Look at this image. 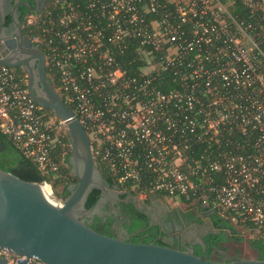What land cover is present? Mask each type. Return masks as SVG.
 I'll return each instance as SVG.
<instances>
[{
	"label": "built area",
	"instance_id": "2783aa9c",
	"mask_svg": "<svg viewBox=\"0 0 264 264\" xmlns=\"http://www.w3.org/2000/svg\"><path fill=\"white\" fill-rule=\"evenodd\" d=\"M25 26L119 182L219 208L264 238V0H52ZM45 110L26 73L0 66V130L57 172L71 143Z\"/></svg>",
	"mask_w": 264,
	"mask_h": 264
},
{
	"label": "water",
	"instance_id": "95a60500",
	"mask_svg": "<svg viewBox=\"0 0 264 264\" xmlns=\"http://www.w3.org/2000/svg\"><path fill=\"white\" fill-rule=\"evenodd\" d=\"M41 3L40 11L46 7L45 0ZM17 10L11 0H0V66L22 68L31 98L66 122L71 143L68 161L77 182L69 185V196L56 204L45 193V185L0 169V249L46 264H264L258 259L204 260L191 248L129 243L90 227L95 217H103L102 209L108 201H123L122 195H133L119 186L112 187L104 178L86 129L51 85L45 56L40 46L24 34ZM8 16L14 29L6 25ZM94 190L100 192V198L93 209H88ZM0 264L5 262L0 259Z\"/></svg>",
	"mask_w": 264,
	"mask_h": 264
},
{
	"label": "trees",
	"instance_id": "16d2710c",
	"mask_svg": "<svg viewBox=\"0 0 264 264\" xmlns=\"http://www.w3.org/2000/svg\"><path fill=\"white\" fill-rule=\"evenodd\" d=\"M239 14H245V10L243 8L238 9ZM30 26L24 27V34L28 37H31ZM36 31V30H34ZM42 51L43 48H42ZM133 52L131 51L129 54L130 59L133 58ZM126 65V63H125ZM16 72L20 75H25V71L22 68H16ZM55 72H50L48 70V79L51 85L54 88L57 87V81L54 80L53 76ZM159 88L163 91H167L169 89L168 86L161 84ZM48 113H52L50 110H45ZM62 140L66 143H70V139L67 134H62ZM52 155L55 160L57 159L58 153L60 152V146L54 145ZM71 152V151H70ZM69 157H66L67 166H60L59 171L44 173L31 158H29L22 149H20L16 143L7 135L3 134L0 130V169L13 173L19 178L29 181L36 182L42 185H48L50 187L52 194H57L58 192L55 190L58 186L62 185L61 193L58 194L63 199H66L69 196L68 187L71 183L77 182L76 178L72 175L69 161ZM96 164L100 168L103 173L106 181L112 186H119L122 191L127 192L130 191L133 195V198H137L140 194H142L145 190L150 187V185L146 183L141 184H133L131 182H119L118 175L111 172L105 163H103L99 158L95 157ZM64 175L65 178L60 176ZM150 200L151 199H159V198H169L168 195L162 192H155L148 194ZM100 198V192L94 190L90 195L86 207L88 209H93L97 204ZM121 200L128 199L127 195H122ZM149 200V201H150ZM181 202L188 204L189 206H200L203 210L208 212H212L210 216L211 223L213 224V228L217 233H210V235L205 239V244L207 249L205 251L206 257L203 256L202 247L197 246L195 249V254L197 256H202L204 260H212L211 257H215L216 259H220L219 262H228L225 261V254L228 249L224 245L227 242L235 241L242 242L245 240V237L241 233V230L248 232L251 235V238L248 240L251 248L258 253V260H264V238H262L249 224H239L235 223L231 220L230 214L222 215L219 208L205 207L201 202L195 199H186L180 198ZM147 201V202H149ZM120 222L122 226L129 233V239L127 242L129 243H144L150 244L152 243L161 233V227L158 225H150V219L143 212L139 211L133 202H120ZM106 221L103 218L95 217L94 223L90 224V227L97 231L100 234L106 236H114L112 227V217L105 216ZM99 227V228H96ZM241 229V230H240ZM157 245L165 246L167 245L163 239L156 242ZM238 252V251H237Z\"/></svg>",
	"mask_w": 264,
	"mask_h": 264
},
{
	"label": "flooded vegetation",
	"instance_id": "af4514ba",
	"mask_svg": "<svg viewBox=\"0 0 264 264\" xmlns=\"http://www.w3.org/2000/svg\"><path fill=\"white\" fill-rule=\"evenodd\" d=\"M50 2H52V0H45L46 5ZM11 3L13 6H18L16 15L20 18L23 24V31L28 15L40 12L39 9L43 5L41 0H11ZM27 5H30V8ZM34 8L36 11L33 10ZM6 25L10 27V29L15 28V24L12 22L10 16L7 17ZM149 200L150 198L147 196V199L143 202H138L135 198H128L123 201L133 202L139 211L149 217L151 226L156 224L161 227L160 235L152 243L156 244V242L163 239L167 244L165 245L167 247L181 250L191 248L194 250V253L197 246H201L203 256L206 257L205 251L207 246L205 244V239L210 235V233H217V231L213 228L214 226L211 223L209 216L212 212L203 210L200 206H188L186 209H182L180 207L171 208L169 205L156 199ZM178 201L181 202V200ZM120 202L121 201H108L102 209V218L104 221H106L105 216H111L113 219L111 228L113 229L114 236L110 237L127 242L130 237L129 233L122 226V223L119 220L121 217L119 213ZM94 221L95 218L90 222V224L94 223ZM255 253V259H258V253L256 251ZM211 259L214 260L215 257H211ZM224 259L225 261H233L249 258L242 257L236 250H234L233 253H230L228 250ZM216 260L220 261V259Z\"/></svg>",
	"mask_w": 264,
	"mask_h": 264
},
{
	"label": "rangeland",
	"instance_id": "374dc122",
	"mask_svg": "<svg viewBox=\"0 0 264 264\" xmlns=\"http://www.w3.org/2000/svg\"><path fill=\"white\" fill-rule=\"evenodd\" d=\"M64 166H67V165H64ZM62 178H65L64 175L60 176ZM48 187V186H47ZM48 190H49V199L56 203V204H59V203H62L65 199H63L62 197H60V194L61 193V190H62V185L58 186L57 188H55V190L58 192L57 194H52L51 193V190L50 188L48 187ZM147 196L148 194H140L137 198H135L138 202H143L147 199ZM158 201H161L162 203L164 204H167L169 205V207L171 208H175V207H180L182 209H186L189 205L186 204V203H183V202H180V201H176V199H171V198H159V199H156ZM241 230V229H240ZM243 236L245 237V240L243 242H235V241H230V242H227L225 243L224 245L226 246V248L229 250L230 253H233L234 250L238 251L242 257L244 258H249V259H255L256 258V253H255V250H253L251 248V246L249 245V242L248 240L251 238V235L244 231V230H241Z\"/></svg>",
	"mask_w": 264,
	"mask_h": 264
},
{
	"label": "bare ground",
	"instance_id": "6f19581e",
	"mask_svg": "<svg viewBox=\"0 0 264 264\" xmlns=\"http://www.w3.org/2000/svg\"><path fill=\"white\" fill-rule=\"evenodd\" d=\"M44 191H45V193H46L47 195L50 194L47 186L44 187Z\"/></svg>",
	"mask_w": 264,
	"mask_h": 264
}]
</instances>
